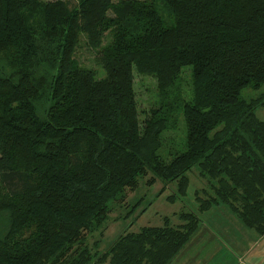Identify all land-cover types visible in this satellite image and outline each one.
I'll use <instances>...</instances> for the list:
<instances>
[{
    "label": "trees",
    "instance_id": "obj_1",
    "mask_svg": "<svg viewBox=\"0 0 264 264\" xmlns=\"http://www.w3.org/2000/svg\"><path fill=\"white\" fill-rule=\"evenodd\" d=\"M77 1L0 0V264H171L194 212L103 252L89 237L149 173L184 197L196 166L200 213L226 206L263 236L264 94L242 92L264 86V0ZM83 35L102 79L75 58ZM135 71L158 83L142 123Z\"/></svg>",
    "mask_w": 264,
    "mask_h": 264
},
{
    "label": "rangeland",
    "instance_id": "obj_2",
    "mask_svg": "<svg viewBox=\"0 0 264 264\" xmlns=\"http://www.w3.org/2000/svg\"><path fill=\"white\" fill-rule=\"evenodd\" d=\"M42 1H64L68 3L71 9H76L78 6L77 0ZM109 35L102 42L101 48L108 42ZM99 52L100 51L88 45L87 38L83 35L77 48L75 58L81 66L94 71L97 79H102L106 74L98 59ZM133 86L136 101L138 103L139 119L142 123L149 115L151 108L156 106L159 107L157 97L158 83L154 77L144 76L135 71ZM263 94L264 86L260 90L246 88L242 92V96L247 101L258 100ZM256 115L260 120H264V106L257 109ZM168 136L171 137V134H168ZM187 175L189 177V186L184 197L179 196L180 186L178 182L169 186L165 185V187L161 181H157L153 185L148 184V181L153 177L150 173L142 178L137 191H128L125 196L121 195L116 202L111 204L112 211L108 221L100 232L89 237L90 247H94L100 252H103L107 250L121 234L126 232L138 233L144 227H164L167 220L171 223V226L178 227L184 223L181 219V214L184 212H194L203 219L204 216L199 211L200 205L197 201V193L199 192L202 198H206L204 192L211 191V186L208 179L200 176L197 166ZM172 196L176 198L171 199ZM218 219L221 220L223 218L220 216ZM186 249L187 247H185L181 253L185 252ZM193 251L202 254L198 248ZM193 251L192 253H194ZM203 258L204 257H202V259ZM224 260L225 259L214 261L211 264H227L228 261Z\"/></svg>",
    "mask_w": 264,
    "mask_h": 264
},
{
    "label": "crops",
    "instance_id": "obj_3",
    "mask_svg": "<svg viewBox=\"0 0 264 264\" xmlns=\"http://www.w3.org/2000/svg\"><path fill=\"white\" fill-rule=\"evenodd\" d=\"M202 215L204 218H200V227L186 251L171 264H211L223 259L227 264H264V235L246 229L226 206L213 207ZM220 216L223 219L219 220ZM196 248L202 254L193 251Z\"/></svg>",
    "mask_w": 264,
    "mask_h": 264
}]
</instances>
